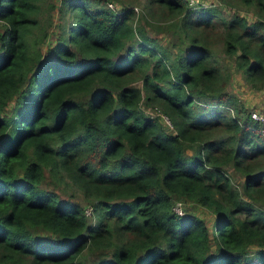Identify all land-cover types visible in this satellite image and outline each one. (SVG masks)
Segmentation results:
<instances>
[{
  "label": "trees",
  "instance_id": "trees-1",
  "mask_svg": "<svg viewBox=\"0 0 264 264\" xmlns=\"http://www.w3.org/2000/svg\"><path fill=\"white\" fill-rule=\"evenodd\" d=\"M43 1L0 0V264H264V0Z\"/></svg>",
  "mask_w": 264,
  "mask_h": 264
},
{
  "label": "rangeland",
  "instance_id": "rangeland-1",
  "mask_svg": "<svg viewBox=\"0 0 264 264\" xmlns=\"http://www.w3.org/2000/svg\"><path fill=\"white\" fill-rule=\"evenodd\" d=\"M50 2H54V1L53 0H44L42 2L41 10H40L41 13L38 15L39 17L41 15H43V16L47 15L48 12H50V13L52 12L49 10L50 8L48 6V3H50ZM209 2L205 3V5L209 4ZM53 15L55 18L58 17L56 12H53ZM233 88H234V90H236L237 95L240 97V99L243 100V102L245 104H248L250 106L254 105L257 108L264 110V87L259 91L251 90V88H249L246 84H244L241 81V79L236 75L233 79ZM231 176L238 179V177H237L238 175L236 173H234L233 171H231ZM234 182L239 184V181H234ZM67 192L68 193L71 192V194H72L71 198H76V200L79 202L83 200L81 197V194L79 192H77L76 190H72V191L67 190ZM182 202H183L182 208L184 207V210L186 209V210L190 211V210L194 209L195 212H198L202 217L204 216L206 218L205 219L206 222H207V219H208V221L213 222L215 215L209 209L203 208L201 206L187 204L184 201H182Z\"/></svg>",
  "mask_w": 264,
  "mask_h": 264
},
{
  "label": "built area",
  "instance_id": "built-area-1",
  "mask_svg": "<svg viewBox=\"0 0 264 264\" xmlns=\"http://www.w3.org/2000/svg\"><path fill=\"white\" fill-rule=\"evenodd\" d=\"M186 1H187V5L193 8L197 7V4L199 2V0H186ZM108 5L111 7L113 6L112 3H108ZM252 116L254 118H261L258 114H256V112H253ZM166 121L168 122V119H166ZM182 205H183V202L181 200L175 201V204L173 205V211L179 215L182 214L183 213Z\"/></svg>",
  "mask_w": 264,
  "mask_h": 264
},
{
  "label": "clouds",
  "instance_id": "clouds-1",
  "mask_svg": "<svg viewBox=\"0 0 264 264\" xmlns=\"http://www.w3.org/2000/svg\"><path fill=\"white\" fill-rule=\"evenodd\" d=\"M183 214V213H182ZM179 215V214H178ZM181 215V214H180Z\"/></svg>",
  "mask_w": 264,
  "mask_h": 264
}]
</instances>
